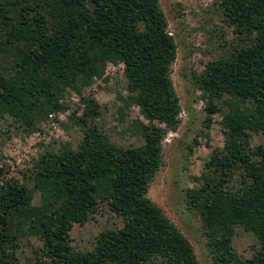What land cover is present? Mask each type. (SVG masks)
Listing matches in <instances>:
<instances>
[{
    "label": "trees",
    "instance_id": "16d2710c",
    "mask_svg": "<svg viewBox=\"0 0 264 264\" xmlns=\"http://www.w3.org/2000/svg\"><path fill=\"white\" fill-rule=\"evenodd\" d=\"M214 4L233 37L192 79L206 99L204 127L221 112L223 144L211 149L186 200L199 212L214 264H264V145L250 144L251 132L264 133V0ZM176 56L159 0H0V137L8 119L27 134L39 130L68 108L69 90L81 105L68 118L82 132L76 147L40 152L23 180L0 168V264H29L18 250L30 238L39 241L31 264H199L189 239L146 195L163 138L180 122ZM108 63L124 67L120 120L139 105L143 118L124 128L137 145L111 141L96 123L101 104L82 93L94 78L106 80ZM99 204L123 225L78 250L72 226L84 225ZM237 226L258 240L250 257L232 245Z\"/></svg>",
    "mask_w": 264,
    "mask_h": 264
},
{
    "label": "rangeland",
    "instance_id": "374dc122",
    "mask_svg": "<svg viewBox=\"0 0 264 264\" xmlns=\"http://www.w3.org/2000/svg\"><path fill=\"white\" fill-rule=\"evenodd\" d=\"M168 22V30L177 42V56L171 67V78L179 97L181 110L176 130H168L162 141V164L149 183L147 197L159 206L164 214L179 228L193 245L199 264H214L208 237L199 212L189 206L186 189L195 183L194 176L201 172L203 162L211 149L222 146L221 112L210 114L209 127L206 119V99L193 83V72L204 69L206 62L219 56L227 48L226 40L233 37L231 28L222 21L215 0H159ZM123 64L108 63L104 77L94 78L82 93L96 98L102 106V113L96 123L115 144L131 146L140 140L124 130L127 123L136 117L143 118L139 105L133 104L120 120L117 107L120 96L127 95ZM65 110L51 113L40 123V129L27 134L15 127L11 119L3 121L0 137V168L3 177L23 180L26 169L40 152L46 149L56 151L60 144L69 142L73 147L81 137V130L75 126L68 114L81 105L80 95L69 90L64 96ZM217 104H221L217 102ZM161 125V124H160ZM251 146L264 145L263 132H251ZM30 185V184H29ZM38 194L34 198L37 202ZM123 225V219L105 204H99L97 211L84 224L74 223L70 231L71 243L78 250H87L95 243L98 233L106 228ZM39 241L24 240L18 250L19 258L31 264L33 249ZM232 245L244 258L250 257L258 248V240L241 226L235 228Z\"/></svg>",
    "mask_w": 264,
    "mask_h": 264
},
{
    "label": "built area",
    "instance_id": "2783aa9c",
    "mask_svg": "<svg viewBox=\"0 0 264 264\" xmlns=\"http://www.w3.org/2000/svg\"><path fill=\"white\" fill-rule=\"evenodd\" d=\"M169 33L171 34V32L169 31ZM181 113H179V115H180Z\"/></svg>",
    "mask_w": 264,
    "mask_h": 264
}]
</instances>
